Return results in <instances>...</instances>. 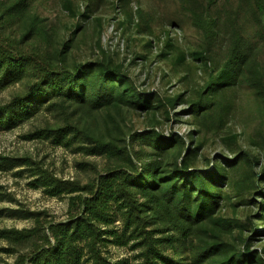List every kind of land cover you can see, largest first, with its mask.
<instances>
[{
    "label": "trees",
    "instance_id": "1",
    "mask_svg": "<svg viewBox=\"0 0 264 264\" xmlns=\"http://www.w3.org/2000/svg\"><path fill=\"white\" fill-rule=\"evenodd\" d=\"M129 1L117 3L126 18V30L135 16L144 20L141 9L132 13ZM181 1L185 15L202 36L201 47L190 55L204 65L205 71L203 86L188 100L196 126L189 145L176 134L166 138L154 129L131 130L120 139L96 135L74 123L70 108H75L73 113L86 114L109 109L154 115L165 110L168 114V108L183 101L185 94L163 99L140 91L112 58L68 64V41L63 42L60 58L54 61L41 49L40 43H48L51 36L35 11L34 1L0 0V22L18 20L25 24L21 41L7 39L6 46L0 40V82L30 79L23 93L0 106V128H12L45 106L58 109L66 115L65 123L37 128L25 138L75 146L87 155L107 156L114 161L86 184L65 181L46 169L32 167L35 186L53 197L71 195L75 212L66 221L46 226L35 212L12 210L21 217L33 216L35 225L0 228L1 240L31 247L6 264H130L127 260L113 263L103 255L101 246L110 238L117 245L134 241V247L142 249V264H264V244L260 250L252 247L257 237L264 236V166L256 169L260 155L240 149L232 159L209 160L207 165L212 164V168L197 166L203 142L193 137L203 132L217 135L226 127L239 88L251 90L264 112V66L259 61L264 51V0ZM90 5L81 13H75L70 5L68 9L82 21L91 16ZM81 26L78 21L76 28ZM137 29L139 33H154L147 21L145 26L137 24ZM33 35L39 44L25 50L21 43ZM172 41L167 37L159 57L165 60L176 51L179 63H184L185 53ZM152 45L150 39L144 47ZM228 139L236 143L237 135ZM249 142L264 152V119L263 127ZM1 160H10L13 165L28 163L21 158L1 156ZM1 162L0 167H4ZM233 197L250 199L255 206V213L248 215L253 230L249 236L243 237L241 231L235 242L223 243V234L235 236L234 228L245 229L240 219L222 214L224 203ZM252 218L258 220L254 223ZM118 221L121 230L114 228Z\"/></svg>",
    "mask_w": 264,
    "mask_h": 264
},
{
    "label": "rangeland",
    "instance_id": "2",
    "mask_svg": "<svg viewBox=\"0 0 264 264\" xmlns=\"http://www.w3.org/2000/svg\"><path fill=\"white\" fill-rule=\"evenodd\" d=\"M33 1L35 11L48 26L51 36L48 43H40L41 49L47 50L54 61L60 58L59 50L62 49L63 42L68 41L71 45L65 57L68 64L88 59L112 58L123 66L140 91L158 94L163 99L185 94L183 101L168 108V114L165 110L154 115L145 111L127 113L120 109L86 114L80 111L73 113L75 108H70V119L74 123L96 135L102 134L106 137L122 139L124 133L131 130L146 132L154 129L166 138L176 134L183 138L186 145L191 143L190 137L196 126L192 123L188 100L203 86L205 71L204 65L193 60L190 55V52L201 47L202 36L185 15L181 0H130L128 4L133 10L132 13L135 14L141 9L144 20L135 16L134 22L130 20L132 26L127 30L126 18L117 6L118 0ZM89 3L92 14L82 21L68 9L70 5L75 13H81ZM78 21L82 26L77 29ZM146 21L151 24L153 35L139 33L137 29V24L142 23L145 26ZM24 32L25 24L21 21L0 22V40L4 41V45L8 40L15 43L21 41V34ZM167 37L172 38L175 48L185 53L184 63H179L176 51L165 60L159 57ZM150 39L153 40V45L147 49L144 46ZM36 44L39 42L34 35L21 43L25 50H30ZM259 61L264 66V51L259 56ZM184 78L187 79L183 80ZM29 83V78L0 82V106L8 103L15 95L23 93ZM233 99V110L223 130L217 135L212 132L193 135L194 140L203 142L196 161L197 166L212 168V164L207 165L209 160L232 159L237 151L246 149L254 155H260V164L256 168L259 171L264 166V152L251 145L249 138L263 127V108L253 92L247 88L235 90ZM45 107L12 128H0V162L5 164L0 167V228L22 229L35 225L33 216L21 217L19 213H12V210L35 212L36 217L46 226L49 223L66 221L74 214L71 195L53 197L43 187H36L35 176L31 175L32 167L46 169L65 181L86 184L114 163L107 156L87 155L78 151L75 146L63 147L55 145L51 140L26 139L25 136L37 128L56 127L65 123L66 115L60 110ZM235 134L236 143L228 139ZM1 156L26 159L28 163L13 165L10 160H1ZM249 200L242 201L233 197L224 203L221 208L223 216L240 219L245 229L234 228L235 236L223 234V243L235 242L241 231L243 237L251 235L253 224L248 222V215L254 214L256 208ZM252 220L255 223L258 219ZM114 228L121 230L119 221ZM112 240L110 238L101 246L103 255L108 260L113 263L127 260L130 264H142V249L137 246L135 248L134 241L127 245H117ZM261 244H264V236L257 237L252 247L260 250ZM30 248L27 243L14 246L0 239V264L13 263L20 254L29 252Z\"/></svg>",
    "mask_w": 264,
    "mask_h": 264
}]
</instances>
